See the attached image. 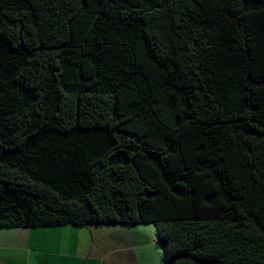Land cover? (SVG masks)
<instances>
[{
    "label": "trees",
    "instance_id": "16d2710c",
    "mask_svg": "<svg viewBox=\"0 0 264 264\" xmlns=\"http://www.w3.org/2000/svg\"><path fill=\"white\" fill-rule=\"evenodd\" d=\"M67 226L264 264V0H0V230Z\"/></svg>",
    "mask_w": 264,
    "mask_h": 264
},
{
    "label": "crops",
    "instance_id": "0c3cea01",
    "mask_svg": "<svg viewBox=\"0 0 264 264\" xmlns=\"http://www.w3.org/2000/svg\"><path fill=\"white\" fill-rule=\"evenodd\" d=\"M68 229L66 235L69 236L79 235L81 233L79 228L76 232L72 228L62 227ZM145 237L143 240L136 242L132 241L126 247L120 248V244L113 243L108 253L102 250L103 255L100 257L89 256L91 254V247L88 250L85 243L79 242V237L75 241L69 240L67 237L64 239L60 237L56 240H42L38 239L33 244V248L26 251L24 260H20L17 264H163L160 248L157 242V235L152 231L150 226H143ZM56 229V228H53ZM44 234L45 231H40ZM141 234V231L139 232ZM57 236L62 235L59 231H55ZM65 234V233H64ZM92 243H90V246ZM102 246H104L102 244ZM14 247V246H13ZM32 253L35 254L32 257ZM56 258L60 259L57 260ZM89 259V261H87ZM107 262V263H106ZM2 263V262H0ZM7 264V263H5ZM8 264H12L8 262Z\"/></svg>",
    "mask_w": 264,
    "mask_h": 264
},
{
    "label": "rangeland",
    "instance_id": "374dc122",
    "mask_svg": "<svg viewBox=\"0 0 264 264\" xmlns=\"http://www.w3.org/2000/svg\"><path fill=\"white\" fill-rule=\"evenodd\" d=\"M72 228L73 233L76 232L79 228L73 226H67ZM152 231H155V228L151 226ZM40 231H45L44 234ZM55 231H59L62 235L57 236L54 234ZM68 229L64 228H40V229H12V230H0V264H5L11 262L12 264H17L20 260H24L26 255L25 250L33 248V244L38 239L42 240H56L60 237L66 239L68 234ZM81 233L79 235L69 236V240L75 241L79 237V242L87 245L88 250L91 247V254L89 256L100 257L103 255L102 250H105V253L110 252L109 250L113 243L120 244V248L126 247L127 243L131 244L132 241L139 242L145 237L143 226H91L88 228H81ZM141 231V234L139 233ZM65 233V234H64ZM90 243L92 245L90 246ZM102 244L104 246H102ZM14 246V247H13ZM35 254L32 253V257ZM57 260H60L56 258ZM89 261V259L87 260ZM90 262V261H89ZM107 263V262H106ZM21 264V263H20ZM32 264V263H31Z\"/></svg>",
    "mask_w": 264,
    "mask_h": 264
}]
</instances>
